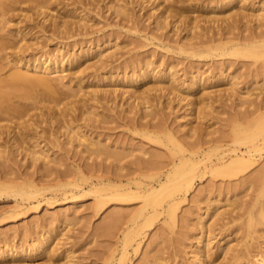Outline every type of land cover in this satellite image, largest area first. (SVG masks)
<instances>
[{"label":"rangeland","instance_id":"1","mask_svg":"<svg viewBox=\"0 0 264 264\" xmlns=\"http://www.w3.org/2000/svg\"><path fill=\"white\" fill-rule=\"evenodd\" d=\"M30 1H11L6 10L0 9V38L5 36L12 43L0 48V77L7 78L15 69L18 55L31 52L53 53L71 62L64 63L62 85L50 80L61 86L54 85L55 94L48 96L41 83L20 81L5 86L10 92L8 104L17 106L18 112L0 108V184L29 181L43 189L34 199L13 194L7 187L0 189V251L8 244L13 250L29 247L43 233L52 236L33 254L0 258V264H194L198 250L202 251L203 264H232L230 252H222L226 240L248 255L237 263L244 264L264 243V218L254 217L251 228L246 227L249 212H256L264 200V195L257 198L252 179L264 154L254 156L247 171L237 175L205 164L222 149H244L232 138L233 126L245 122V117L252 119L256 112H251L254 102H242V94L250 88L249 98L255 103L264 97V89L258 93L264 88V17L252 15L264 0H233L225 6V0H165L156 9L152 8L154 0V4L152 0H47L52 14L46 15V20L44 14L30 9ZM113 4L123 8L115 11ZM240 9L246 14L230 16ZM213 17L219 19L213 21ZM54 19L64 23L59 30L54 28ZM19 28L22 34L16 33ZM223 34L253 35L259 41L252 49L234 54L202 50L206 44L200 43L202 39L214 37L215 43ZM22 43L29 45L27 50H18ZM191 43L196 44V52L180 48ZM100 51L105 55L99 57ZM143 65L152 67L157 75L137 81L133 94L127 80ZM196 71L206 80L190 96L194 116L185 117L186 100L177 95L184 87L176 91L171 86L188 83ZM228 79H235L232 82L238 89L234 85L235 89L229 90L232 82ZM238 90L242 96L237 97ZM201 91H209L206 105L199 101ZM138 92L146 97L144 101L137 97ZM56 101L67 113L68 123L50 117L46 107ZM185 121L200 130L186 135ZM71 126L104 144L110 153L84 151V146L67 136ZM168 131L181 148L197 143L207 149L208 156L190 190L178 195L174 218L164 209L151 212L147 219L138 216L141 198L107 199L97 209L94 194L88 189L90 183L123 184L125 177L149 182L156 172L169 166L171 158L178 159L180 147L169 139ZM32 146L42 148L49 158H33L29 152ZM62 209L74 212L66 220L55 219ZM113 215L117 218L114 222ZM200 223L204 225L202 232ZM136 228L138 234L122 256L125 236ZM204 239L209 240V252L202 245Z\"/></svg>","mask_w":264,"mask_h":264},{"label":"bare ground","instance_id":"2","mask_svg":"<svg viewBox=\"0 0 264 264\" xmlns=\"http://www.w3.org/2000/svg\"><path fill=\"white\" fill-rule=\"evenodd\" d=\"M11 1H16V0H0V9L6 10L9 7V4ZM31 1H32V3H30L31 4L30 9H34L35 14H44L45 15V16L43 15L44 20L48 19V17H46V15L52 14V13L49 11L51 9L48 6L49 4L47 3V0H31ZM146 1H151V0H146ZM154 1H157V2L154 4V2L152 0V2L154 4L152 6V8L156 9V6L160 5L161 2H163L165 0H154ZM231 1H233V0H225L224 6H225V4L230 3ZM237 1L242 2L245 0H237ZM113 6H116L115 11H116V8H119V10L123 8L122 7L123 5L121 6V5H117V4L114 5L113 4ZM257 9H258V11L255 13H252V15L254 14V16H256V18H258V19L263 18L264 17V5L260 4ZM240 10H241L240 12L234 11L231 13V15L230 14L229 15L235 16V15H239V14H246L244 11H242V9H240ZM124 12H126V11L124 10ZM160 14H162V13H160ZM241 16H245V15H241ZM164 17H163V19H164ZM160 18H161V16H160ZM219 18H221V17H219ZM219 18L213 17L211 19L213 21H216ZM231 18H233V17H231ZM160 21H162V20H160ZM163 22H164V20H163ZM62 23L58 20H55V19L53 20L54 28L57 30L60 29ZM158 24H162V23H158ZM63 25H64V23H63ZM194 26L192 28H194ZM190 28H191V26H190ZM16 33L22 34V30H20V28H19V29H17ZM196 33L198 34V32H195V34ZM193 37H195V35ZM20 38L24 39L23 36ZM217 39H219L220 41L215 42V43H213L215 40L214 37H208L207 39H202L200 41V43L201 42L206 43L205 48L203 49V47L200 46L201 44L198 46H200L203 51L204 50L207 51V50H216V49L218 50L219 49L221 54H227V53L234 54L237 51H239L240 49H245V50L252 49L251 47H254L257 44V42L259 41L253 35H251V37L245 36V35L241 37V36H236V35H224L223 34L222 36H220ZM9 41H11V40H9V38H7L5 36H1L0 48H3L4 46H6L8 44L11 45L12 43ZM183 44H181V45H183ZM196 44H199V40L196 41ZM196 44H192L191 46L190 45L184 46L185 45L184 44L183 46L180 45L181 46L180 48L181 49H183V48L184 49H190V50H192V52H196V50H194V48L196 47L195 46ZM198 46H197V48H198ZM28 47H29V45H26L23 43L20 45H17L18 50H27ZM220 53H218V54H220ZM52 54L50 53L47 55H42V54L36 55V54L31 52V53H27V54H23V55H18L14 59L15 63L13 64V69H14V65H15V69L13 71H11V73L9 74V76H7V78L6 77L3 78L2 76L0 77V108L2 106H4V108L8 107V108L12 109L13 111H17V106H12V105L8 104V98L10 96V92L5 90V86L6 85H13V84L16 85V83L20 82V81L23 83L25 82L26 84L27 83H31V84L41 83V84H43V87L45 86L44 88L46 90L47 95L50 94V92L55 94V90H57V88L61 87V86H57V84L58 85L63 84V83L61 84V78L65 76L64 74H66V69L64 67V63H66V62L69 63L71 61L65 60L66 58H64L63 56L62 57H59V56L56 57V56H54V54L53 55ZM103 55H105V53L100 51L99 57H101ZM146 65H148V64H146ZM143 66H145V65H143ZM21 67L29 68L30 70H27V69L23 70L22 69L23 71H21L20 70ZM139 70H140V72L138 74L134 72L135 74L131 75L129 77V79L127 80V82L129 81V85L131 87V88L129 87V89L133 90V91H131L133 94L135 92V89H132V86L137 81L142 80L145 77H152V76L155 77L157 75V74L155 75V73L153 72L154 69L152 67L149 68V67L145 66L142 70H141V68ZM166 72H168V71H166ZM166 72H165V74H166ZM168 74H171V72L169 71L167 73V75ZM220 76H221V72H220ZM165 77H167L168 80L170 78L168 76H165ZM232 77L233 76H231V78ZM53 79H55L56 83L59 82L60 84L57 83L55 85L54 84L55 82L54 83L51 82L53 84V85H51L50 80L52 81ZM204 80H206V78L202 79V77L200 75H198L197 71H196L194 74H192L188 83H184L181 81V83H178L175 85H174V83H173V85L171 84L172 89L176 90V91L178 89H180L179 87H181V86L184 87L183 89H181L179 91V93L177 92V95H178V98L180 100H186L185 101V108H184L186 111V112L184 111L185 117L186 116H188V117L194 116V115H192V113L195 112V111H193V109H194L193 103L194 102L190 98V96H192L194 94L195 89H196V87H198V85L203 84ZM209 80H211V79H209ZM234 80L235 79H233V80L231 79L229 81L232 82ZM54 85L57 86V88ZM229 85L230 86L228 87V89L230 88L232 91H233V89L237 88L235 83H233V82L230 83ZM234 85H235V88H234ZM171 87H170V89H168V91L171 90ZM161 88H163V87H161ZM129 89H125V90L128 91ZM262 89H264V88L261 87L259 89L260 91H258V93H262V91H263ZM94 91L96 92L95 89H94ZM169 92H172V91H169ZM234 92H235L234 97H236L237 92L235 90H234ZM251 92L252 91H250V88L247 89L244 92L245 94H242L244 96V98H241V99H243L242 102L243 101H246V102L248 101L249 103L254 102L253 104H255V107L251 112H256V115L252 119L245 117L244 119H245L246 123L243 122V123L235 124L233 126V130H232V138L235 141L242 143L244 145V149L240 150V151H238L235 148L222 149L220 152L217 153L218 155L215 157V159H210L209 162L205 164V166H208L211 169L222 168L225 172H227L228 175H237V174L245 173L247 171V169L252 165V163L254 161L253 160L254 156L258 155V157H260L264 154V109H263L264 108V104H263L264 97H261L260 101L255 103L254 98L250 99L251 98L250 96L252 94ZM72 93L73 92H71V94ZM74 94H76V93H74ZM133 94L131 96H134ZM240 95H241V92L239 95L237 94V97ZM263 95H264V91H263ZM137 97L140 99L142 98L141 100H143L144 98L146 99V97L140 92H138ZM208 97H210L209 91H201L198 98H199V101L201 100L200 102H203V104H205L206 103L205 99H208ZM50 99H52V98H50ZM204 100H205V102H204ZM143 101H141V102H143ZM240 102H241V100H240ZM147 103H149V102H147ZM54 104H55L54 106L52 105V106L46 107L50 117L52 119L58 121V122H64V124H65V122L68 121V118L67 119L65 118V115L67 113L65 111H62L63 109L62 110L59 109L60 107L57 106V104H58L57 101ZM192 104H193V107H192ZM47 105H48V103H47ZM142 105L147 107L148 104H146V105L142 104ZM149 106H150V104H149ZM143 109H145V108H143ZM196 109H198V108H196ZM199 110L200 109H198V112H199ZM89 112H90V110H89ZM19 113H21V111H19ZM197 113H195V114H197ZM200 114H201V112H200ZM200 114H197V115H200ZM198 118H199V116H198ZM189 119H186V120H189ZM189 121H191V120H189ZM188 122H186L187 124L184 123L186 126L188 125L186 127V131H189V132H188V134L185 133L186 135H189L190 131H191V134H193V132H198L200 130L197 127L198 125L197 126H194V125L191 126V122H189V123ZM244 123H245V125H244ZM70 125L68 124V126H70ZM72 126H74V125H72ZM72 126L70 128L68 127L71 134H69L67 132L68 133L67 136L69 137V135H70L69 138L71 140H72V138H73V140L76 139L75 141H78L77 143H79V145L84 146L85 147L84 151H87L90 153L94 152L93 154L97 153V155H98V153L99 154L102 153L104 155L105 154L107 155L110 153L108 151V148L106 149V146L102 147V146H104V144L99 145L100 144V143L98 144L99 141H94L91 137H88L83 131H80L79 129L77 130L78 127L76 128V126H75V128H76L75 129ZM167 134L169 136V139L172 140L176 145H178V147H180L179 149L181 150V154L178 157V159L177 158H171V160L168 163L169 166L167 168H165V170H162V171L159 170L158 172H156L154 174L152 180L149 182H144L143 180H140L137 178L132 179V178L125 177V183H123V184H112L109 181L104 182L102 180L96 181L94 183H90L88 189L90 192H92L94 194L95 206L97 209L100 208L103 204H105L107 199L123 200V199L141 198V200L143 201L142 202L143 204L137 213L138 216L140 215V216H143L145 219H147L148 215L151 212H156L159 209H164L167 213V216H169L172 219L174 218V216L176 214L175 212H176L177 204L180 201L178 195H180L181 192H187L188 190H190V188L193 185V179L201 167V163L203 161H205V159H207L208 156L206 153L207 149L204 147H200L201 145H199L197 143H193V144H191L192 146H189L188 148H186V147L181 148V143L174 136V134L170 131H168ZM25 136H27V135H25ZM14 137L16 138V136H14ZM23 137H24V135H23ZM15 138L13 140H15ZM21 139L23 141V138L21 137L19 139L20 142H22ZM25 141L26 140H24V142ZM15 145H19V143H17V144L15 143ZM218 146L219 145H217L216 147H218ZM33 147L34 146H32V148H31L32 150L30 149V151H29V152H31V155L33 156V158H35L36 160L43 158V157H47L46 159L49 158V156H47L48 154L46 155L45 152L42 150V148L36 149ZM24 149H25V146H24ZM43 159L45 160V158H43ZM46 162H44V163H46ZM153 163L156 166L155 162H153ZM45 170H47V169H45ZM252 179H253V182L257 186V195L256 196H257V198H259V197L264 195V159L260 163V165L256 168L255 172L252 175ZM11 183L12 182H10V184L1 183L0 189H3V187L4 188L7 187V190L9 189V191L11 193L19 194V195H21L27 199L28 198L34 199L36 197V194L43 189L42 186L39 185L40 186L39 187L38 185L31 183L29 181L27 183H23V184L27 185V187H24L23 184H18V183L17 184H15V183L11 184ZM67 184H71L72 186H78L79 185L76 182H67ZM133 190H135L136 192ZM10 192H8V193H10ZM75 196L76 195H72L71 197H75ZM161 202H163V204ZM33 207L37 208L38 203L34 204ZM207 211H204L203 213L207 214ZM214 211H215V214H217L216 208L214 209ZM73 212H74L73 209H71V210L70 209H62L57 214L55 219L59 218L60 220H63V219L66 220L67 217L70 214H72ZM116 213L117 212H115L114 214H116ZM52 217H53V215H52ZM254 217H257L259 220H262L264 218V200L262 203L259 204V206H257L256 212H252V211L249 212V217H248V221L246 224L247 229L251 228V226L253 224L251 222H252ZM44 218L46 219V217H44ZM199 219L201 222L202 219L201 218H199ZM116 220H117L116 216L113 215L111 221L114 222ZM202 227H204V225L201 226L200 232L203 231ZM138 229L139 228L133 229L132 231L128 232V234H126L125 246H123V248L121 250L122 256H124V254H126V252H127L126 246L128 244H131V240H135V236L138 234ZM206 230H209V228ZM205 232H207V231H205ZM43 234H42V236L39 235L40 237L38 236L36 238V240L33 242V244L30 245L29 247L27 246L26 248H23V247L19 246V248H20V249L18 248L19 250L16 248H15L16 250L15 249L13 250L11 247H9V244H8L6 249L3 250V248H2V250L0 251V258L5 259V257H8V258L11 257L12 258L14 256H19V257L23 258L24 255L33 254L34 252L37 251V249L41 245L45 244L49 240V238L52 236L49 233L48 234L46 233L44 235ZM201 235H199V236H201ZM206 239H208V238H206ZM204 242L205 243L203 244V241H202V245L204 246V248L207 247V250L209 252V249H210V248L208 249V246L210 245L209 240H205ZM198 243L200 244V242H198ZM137 244H138V242H137ZM206 245H208V246H206ZM2 247H4V245H2ZM200 247H199V249H200ZM222 250H223L222 251L223 254H229V252H230L231 260H229V261H231L232 264L241 263V261H242L241 259H243L242 257L245 255V252H244V254H242L243 253L242 251L240 252V250H238V249L235 250V246H233L229 240H226V242L224 243V245L222 247ZM201 252H202L201 250H198L195 253L196 254L195 258L193 257L194 261H195L194 264H203L202 262L204 261L203 260L204 257H202ZM206 254H207V252H205V255ZM12 263H14V262H9L8 264H12ZM19 264H20V262H19ZM244 264H264V243L262 245H259V247L256 249L255 253H253L250 257H248L247 261Z\"/></svg>","mask_w":264,"mask_h":264}]
</instances>
